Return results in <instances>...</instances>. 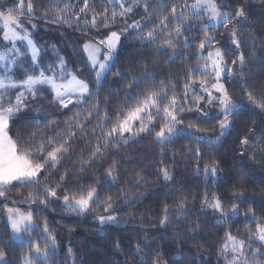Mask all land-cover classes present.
Masks as SVG:
<instances>
[{"label": "trees", "instance_id": "trees-1", "mask_svg": "<svg viewBox=\"0 0 264 264\" xmlns=\"http://www.w3.org/2000/svg\"><path fill=\"white\" fill-rule=\"evenodd\" d=\"M191 0H188L190 3ZM13 0H0V4L11 7ZM176 0H167L168 7ZM183 2V0H180ZM37 6V11L29 18L24 14V18L32 19L36 25L35 41L45 56L50 49H55L57 53L64 58L69 71L75 72L83 79L89 81L94 90L98 88L91 69L88 66L82 49V43L85 40L97 41L107 35L108 31H120L127 24L133 21L141 20L147 15H151L155 21L157 13L146 14L142 8H137L127 17H117L114 23H110L108 28L104 27V20L101 19L97 27H91L93 11L96 13L104 12L107 8V19L111 20V10L117 5L109 4L108 0H89L93 11L81 14L79 23L76 22L74 13H79L83 7V0H59L61 8L65 4L71 5L67 14L71 17V25L61 21L53 23L51 18L56 14L55 9H49L48 19H43L42 13L44 7L50 3V0H33ZM243 6L246 20L237 24L234 18L228 25L229 29L235 24L242 38H247V42L240 49H235L231 44V36L221 24L216 32V41L210 45L207 50L213 47H220L222 51L228 52L226 61L231 66V61L241 52L246 57L243 72L249 77V82L258 89L264 91L261 87L264 83V0H223L220 7L235 13L236 8ZM26 7V5H25ZM152 28V24H147L145 31ZM212 32V29L208 30ZM186 35H195L196 40L192 41V47L184 49L180 55L170 59L167 53L156 55L153 51L156 40L152 45L145 43L141 46L140 39L136 32L129 30L121 37L118 51L112 71L107 73L103 85L99 87V100L101 103L100 115L104 114V98H109L108 107L110 115L115 116V112L120 107H126L129 101L124 99L129 91V77L139 74L145 63L148 64L149 71L155 73V80L158 83L161 78L171 81L177 85L175 93L183 98L184 86L187 83L185 67L187 65L195 66L198 57L196 45L203 37V32L193 28ZM162 38V37H161ZM254 38V41H253ZM183 39V38H181ZM2 41V39H0ZM179 47V45H178ZM144 57L140 59V57ZM190 57V58H186ZM236 70L240 71V66L236 65ZM121 70V75L117 76V70ZM127 75H124V72ZM225 88L229 93L235 95L236 101H244L245 106L238 108L230 116L232 120L231 127L225 130V134L219 141L215 137L220 134L218 121L214 119L217 115L216 107H204V111L210 113L208 117L202 116L195 110L180 114L178 117L182 120L180 127H186L190 124L195 125L201 131L200 135L206 139L197 143L196 133H188L175 138L166 146L168 150L164 153V159L161 161L160 145L153 142L154 132L149 135L142 134V138L135 143H130L126 147L121 146L120 151H116L109 146L107 154L102 160H97L84 171H79L80 157H87L92 147L96 144L97 138L101 136V129H97L94 136L86 139L85 136L77 132L75 138L71 141L68 157L63 159L56 169H49L41 177H47L51 181L50 186L55 187L60 175L66 171L69 175L67 185H62L58 191L59 198H52L46 204H28L13 203L20 201L29 191H39L34 185H20L9 188L7 198L0 197V248L6 250V264H21V253L29 251L27 243H21L13 239L9 232V226L5 219L3 211L4 205L8 207H18L22 210H31L34 212V219L38 228L33 231V241L37 236L45 235L43 227L45 221L52 235L56 237L57 256L54 258L56 264H137V258L131 255V248L137 241L147 235L151 242L149 251L162 250L164 259L168 264H225L224 258L218 256L221 243L225 239V232L231 231L233 235L240 238L247 236L250 229L255 227V218L251 225L246 226L247 221L244 218V212L252 207L255 209L256 218L264 216V152L259 149L264 148V141L257 146V149L248 148L247 154L241 156L240 140L246 135H251L254 142L264 133V111L248 104L240 85L242 80L237 78L234 82L227 74L223 76ZM151 81L141 80L139 85H133V91L139 92ZM195 91L188 97L190 103L184 105L185 108L192 107L194 96L201 94L199 84L193 85ZM169 95H172L169 92ZM96 97L92 98V103L96 102ZM87 105L82 108H73L71 110L62 109L58 102H52V94L45 93V98L33 100L30 96L27 100V107L24 108L16 117L15 123L11 126L10 134L15 136L19 133L27 138L28 133L38 128L43 131L51 132V129H57L60 135H67L65 122L74 117L77 111H81L80 119L87 115ZM46 114V117H45ZM37 115L44 117L38 122L34 119ZM222 118V117H221ZM91 123H88L84 132L91 133L94 125L97 124L99 117L92 116ZM49 121H55L50 128H46ZM110 120L105 129L110 128ZM159 122H157V129ZM215 128V131L212 129ZM207 129V131H205ZM253 132L250 133L249 130ZM56 135V132L52 133ZM211 138V139H208ZM191 148V154H186ZM196 148L202 152L199 159V169L197 167ZM256 152L255 159L251 158L252 152ZM175 153V155H174ZM127 156H134L135 159L128 161ZM113 160L120 162L119 181L113 186L107 183L105 169ZM215 161L218 166V172L215 177H206L203 171L205 165H212ZM167 167L175 174V179L165 182L160 178L157 169ZM143 168L145 183L138 189H133L142 196H137L132 204L124 206L123 198L116 204L110 214H119L120 219L115 223L101 225L94 219L97 215L105 214L101 208L98 212L93 208L83 214L71 212L63 205L62 196L65 194V188H74L78 184H91L96 180L101 181L99 189L101 198L106 192L116 193L125 183L126 179L132 178L130 173L133 170ZM171 185V189L169 187ZM241 190L243 195H238ZM209 196L213 193L218 195L223 201L226 209H231L234 203L239 208V215H229L225 218L223 224H217L218 213H214L209 208L202 210L201 200L204 193ZM195 197V199H193ZM178 198H187L189 201V213L179 221L172 220L166 229L159 226L161 209L165 202L175 205ZM174 215L175 208L171 209ZM199 225L196 233L189 231L190 227ZM119 241L121 243L120 251H114V246ZM45 245L41 243V247ZM143 246V244H142ZM68 248L72 249L73 255L68 257ZM178 248L182 251L178 252ZM65 257H68L65 259ZM5 264V263H4ZM51 264V262H48Z\"/></svg>", "mask_w": 264, "mask_h": 264}, {"label": "snow or ice", "instance_id": "snow-or-ice-1", "mask_svg": "<svg viewBox=\"0 0 264 264\" xmlns=\"http://www.w3.org/2000/svg\"><path fill=\"white\" fill-rule=\"evenodd\" d=\"M109 4H115L117 7L111 10V20L107 19L108 9L104 12L96 13L93 11L89 0H83V7L79 9V13H74L76 22L79 23L81 14L93 11L90 23L91 27H97L101 19L104 20V27L107 29L110 23H114L119 17H127L133 13L135 9L142 8L146 14L157 13V19L154 21L149 14L141 20L133 21L127 24L120 31H108L107 35L98 39L95 43L86 42L83 45L87 62L94 74L95 83L98 88L94 90L91 83L72 71H66V64L63 57H58L59 63L50 64L47 68L39 67L41 56L40 49L37 44L30 38V33L26 24H31V19L27 22L23 19L26 13L31 18L38 10L33 0H13L11 7L0 4V39L4 44L3 50H0V197L7 198V191L16 184L34 185L39 191H29L20 201L13 203L28 204H46L52 198H59L58 191L62 185H67L69 180L68 172L59 176L55 187H51V181L47 177L41 180V177L49 169H56L63 159L68 157L71 141L75 138L77 132L82 133L86 139L94 136L96 130L101 129V136L97 138L96 144L90 150L87 157H80L79 171H84L97 160H102L107 154L109 146L117 152L121 150V146L126 147L130 143H135L142 138V134L151 135L154 132L153 142L160 145V159L163 161L166 146L175 138L187 134V132L195 129L196 132L201 131L195 125L190 124L185 130L180 125L182 120L178 117L185 111L191 112L195 110L204 117L210 115L204 111V107L218 105V114L213 117L218 121L220 134L215 137L219 141L225 134V130L229 129L232 124L230 116L241 106H245L244 101H236L233 99L235 93H229L228 89L221 82L222 77L227 74L234 82L237 78L243 81L240 88L243 90L245 99L248 104L264 111V91L255 87L249 82V77L243 72L246 57L243 52L231 61V66L226 61L228 52L222 51L220 47H213L207 50L210 45L216 41V32L222 24L231 36V44L235 49H240L247 42V38H242L239 28L234 24L229 29V23L235 18L237 24H241L246 20L243 6L236 8L234 16L230 11H221L223 0H176L168 7L167 0H108ZM26 5V7H25ZM71 7L65 4L63 8L59 5V0H50V3L44 7L42 13L43 19H48L49 9H55L56 14L52 16L53 23L63 21L71 25V17L67 14ZM147 24H152V28L145 31ZM35 28L34 24H31ZM203 32V37L196 45V52L193 53L198 57L195 66L187 65L185 71L187 73V83L184 86L183 98L175 93L177 85L171 81V78L165 80L161 78L157 83L155 73L149 71L148 64L145 63L143 70L134 76L129 77V91L125 94L124 99L129 101L126 107H120L116 110L115 116L110 115L108 107L109 98H104V114L100 115L101 103L99 100V87L103 85V81L107 77V73L112 71L118 46L124 33L129 30L136 32V36L140 39L141 46L145 43L152 45L154 41L160 40L159 44H155L153 51L158 56L161 53H167L170 59H174L180 55L184 49L192 47V41L196 40L195 35H186L193 28H197ZM212 29V32L208 30ZM162 37V38H161ZM183 38V39H181ZM27 42V49L31 55V66L24 68L23 79H15L14 69L18 65L27 62V53L21 51L17 46V42ZM254 41V38H253ZM10 45V46H9ZM179 45V47H178ZM144 57H140L143 59ZM190 58V57H186ZM236 65L240 66V71L236 70ZM39 71L37 72V69ZM59 68V72H57ZM48 73H51L49 75ZM127 75L125 71L123 73ZM115 75H121V70H117ZM141 80L151 81L150 85H146L141 91L134 92L133 85H139ZM199 84L200 95L194 97L192 107L185 108L184 105L190 103L188 97L195 91L193 85ZM264 88V83L261 85ZM15 90V100L9 95ZM169 92L172 95H169ZM45 93L52 94V102H58L62 109L82 108L87 105V115L84 119H80L83 113L77 111L73 118L65 122V130L68 134L60 135L57 129H51V132L43 131L38 128L32 129L27 138L22 137L19 133L15 136L11 135V126L15 123L18 114L27 107L29 96L33 99L45 98ZM96 97V102L92 103V98ZM99 117L97 124L93 126L91 133L84 132L88 123H91V117ZM46 117V114H45ZM222 117V118H221ZM44 117L37 115L34 117L37 122ZM112 121L111 127L105 129V125ZM157 122L159 127L157 129ZM55 121H49L46 128H50ZM215 131V128L212 129ZM207 131V129L205 130ZM56 132V135L52 133ZM253 132L252 129L249 130ZM204 136L196 137L197 143L204 141ZM211 139V138H208ZM264 141V133L256 139L251 140V135H246L240 140L242 149L240 155L247 154V149H257V146ZM264 152V148L259 149ZM191 148L186 154H191ZM175 155V153H174ZM195 155L197 157L196 171L199 172V159L202 152L196 148ZM256 152L253 151L251 158L255 159ZM131 161L134 156L125 157ZM120 162L113 160L105 169L106 181L113 186L119 181ZM206 177H215L218 172V166L215 161L212 165H205L203 169ZM143 168L133 170L130 173L132 178L126 179L124 185L116 192H106L101 198L100 187L101 181L96 180L91 184H78L74 188H65V194L62 196L63 205L71 212L83 214L93 208L98 212L101 208L105 214L97 215L94 219L101 225L117 222L119 214L112 213L116 204L123 198L124 206L132 204L137 196L142 193L132 191L138 189L145 183L146 177L143 174ZM160 178L165 182L175 179V174L167 167L157 169ZM171 189V185H169ZM243 195V191L238 194ZM195 199V197H193ZM189 201L187 198H178L173 206L165 202L161 209L159 226L166 229L172 220L179 221L182 217H186L189 213ZM202 210L204 208L211 209L214 213L219 214L216 223L223 224L225 218L229 215H239V208L234 203L231 209L224 207L223 201L218 195L213 193L211 196L207 192L204 193L202 200ZM175 208L174 215L171 209ZM4 213L7 216V224L11 230V236L21 243L29 245L27 253H21V264H56V237L51 234L47 222L43 227V236H37L35 241L32 239V232L38 228L34 221V212L23 211L20 208L8 207L4 205ZM244 218L247 221L246 226L251 225L255 218V227L250 229L247 236L240 238L233 235L232 232H225V239L221 243L218 256L223 257L225 264H264V216L256 218L255 209L250 207L244 212ZM199 225L190 227L189 231L196 233ZM25 233L28 235L25 236ZM150 238L145 235L140 241H137L131 248V255L137 258V264H168L164 259L162 250L149 251L151 246ZM41 243L45 246L41 247ZM143 244V246H142ZM121 243L117 241L114 251H120ZM68 257L73 255L72 249L68 248ZM182 249L178 248V252ZM6 250L0 248V261H4ZM68 257H65L67 259ZM6 264V262H5ZM127 264V262H123Z\"/></svg>", "mask_w": 264, "mask_h": 264}, {"label": "rangeland", "instance_id": "rangeland-1", "mask_svg": "<svg viewBox=\"0 0 264 264\" xmlns=\"http://www.w3.org/2000/svg\"><path fill=\"white\" fill-rule=\"evenodd\" d=\"M128 2H130V0H128ZM192 2V0L190 1V3ZM220 10L221 11H229V10H225V9H222V8H220ZM23 19L27 22L29 19H27V18H24L23 17ZM31 24H34L35 25V22L31 19ZM31 24H26V26H27V28H28V31H29V33H30V38H32L33 39V41L36 43V41H35V38H36V25H35V28H32L31 27ZM86 42H93V43H95L96 41H93V40H85L83 43H82V49H83V45L86 43ZM6 42H3V41H1L0 40V50H3V47H4V44H5ZM37 44V43H36ZM10 46V45H9ZM17 46L21 49V51H23V52H26L27 53V62L25 63V64H23V65H18V66H16V68L14 69V71H15V73H16V75H15V79H17V80H20V79H23L24 78V76H23V70H24V68H28V67H30L31 66V55H30V52H28V49H27V42L26 41H24V42H17ZM37 47L40 49V47L37 45ZM40 52H41V56H40V60H39V67L40 68H47L48 67V65H50V64H57L58 65V63H59V60H58V57H61L58 53H57V51L55 50V49H50L48 52H46V54L48 55L47 57L45 56V54L43 53V51L40 49ZM83 54H84V57H85V60H86V62H87V57H86V54H85V52H84V49H83ZM65 61V60H64ZM65 64H66V62H65ZM87 64H88V62H87ZM88 66L90 67V65L88 64ZM90 69H91V67H90ZM66 71H69V68H68V66L66 65V69H65ZM39 71V68L37 69V72ZM57 72H59V68H57ZM92 72V71H91ZM75 73V72H74ZM49 75H51V73H48ZM92 75H93V77H94V74L92 73ZM80 78H82V77H80ZM83 79V78H82ZM221 82L224 84V82H223V77H222V80H221ZM199 91H200V87H199ZM201 93V92H200ZM15 94H16V91L15 90H13V91H11L10 93H9V95L12 97V99H13V101L15 100ZM197 95H200V94H197ZM196 96V95H195ZM194 96V97H195ZM212 107H216V112H217V114H218V108H219V106L218 105H213V106H211V107H208L209 109L210 108H212ZM182 128L183 129H185V130H187L188 129V126H186V127H183L182 126ZM188 133H196L197 135H200V132H196L195 131V129H193L192 131H190V132H188ZM201 136V135H200ZM14 208H18V207H15L14 206ZM22 210V209H21ZM23 211H29V210H23ZM5 219H6V222H7V216H6V214H5ZM34 221H35V219H34ZM36 223V222H35ZM9 232H10V235H11V230H10V227H9ZM28 234L27 233H25V236H27ZM12 237V236H11ZM32 237H33V232H32ZM13 239H15L14 237H12ZM5 262H7V258H6V256H5V259H4V261H0V264H4ZM224 263H225V260H224Z\"/></svg>", "mask_w": 264, "mask_h": 264}]
</instances>
